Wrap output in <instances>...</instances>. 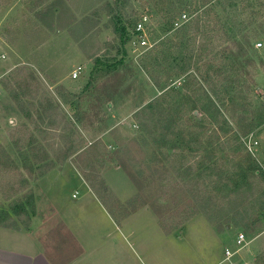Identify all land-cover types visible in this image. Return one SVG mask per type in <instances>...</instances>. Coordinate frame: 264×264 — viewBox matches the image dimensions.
I'll list each match as a JSON object with an SVG mask.
<instances>
[{"label":"rangeland","instance_id":"obj_1","mask_svg":"<svg viewBox=\"0 0 264 264\" xmlns=\"http://www.w3.org/2000/svg\"><path fill=\"white\" fill-rule=\"evenodd\" d=\"M0 53V227L67 246L37 182L68 164L117 219L194 220L137 219L156 258L241 231L222 264H264V0H0Z\"/></svg>","mask_w":264,"mask_h":264},{"label":"crops","instance_id":"obj_2","mask_svg":"<svg viewBox=\"0 0 264 264\" xmlns=\"http://www.w3.org/2000/svg\"><path fill=\"white\" fill-rule=\"evenodd\" d=\"M46 200L62 224L65 242L54 239L46 230V221L27 229L7 230L0 227V264H222L215 258H156L150 241H145L137 223L147 208H138L117 219L112 209L91 190L67 164L61 170L51 169L38 182ZM72 188L64 193V188ZM66 192V191H65ZM122 193V192H121ZM152 216V217H153ZM155 217V216H154ZM154 226L159 223L156 217ZM189 220L175 233L180 237ZM207 225V224H206ZM213 230V227L210 226ZM158 230V229H157ZM215 231V230H214ZM168 240V239H167ZM146 243V246H145ZM74 249V250H73Z\"/></svg>","mask_w":264,"mask_h":264},{"label":"built area","instance_id":"obj_3","mask_svg":"<svg viewBox=\"0 0 264 264\" xmlns=\"http://www.w3.org/2000/svg\"><path fill=\"white\" fill-rule=\"evenodd\" d=\"M144 26V22L140 21L136 24V30L137 31H142L143 30V27ZM257 45H260L257 44ZM5 55L3 53H0V60L2 58H4ZM78 75V72L77 71H74L73 74H72V77H77ZM233 243L234 245L233 246H226L224 248V251H223V255H224V258L222 261H227V260H230L234 255H236L241 249L244 248V246H246V234L244 232H237L233 238ZM233 264V263H232ZM243 264H252L250 261H243Z\"/></svg>","mask_w":264,"mask_h":264},{"label":"trees","instance_id":"obj_4","mask_svg":"<svg viewBox=\"0 0 264 264\" xmlns=\"http://www.w3.org/2000/svg\"><path fill=\"white\" fill-rule=\"evenodd\" d=\"M233 48H236V49H238V54L237 55H235L234 54V56H235V58H238V57H240V56H242L244 53H245V50L243 49V47H242V45L241 44H239V43H237V41L234 39L233 41ZM233 48H231V46H224L223 48H220V49H218V50H216V52H214L213 51V53H214V58L216 59V60H218V58H222V57H224V56H226V55H228L227 54V52H229V49H233ZM228 56H231V55H228ZM219 67H221V68H226L227 66H226V64L225 63H223L221 66H219ZM209 68L210 69H213L214 67H213V65L212 64H210L209 65ZM218 68V67H217ZM220 68V69H221ZM200 87V86H199ZM195 92H197V90H195Z\"/></svg>","mask_w":264,"mask_h":264}]
</instances>
